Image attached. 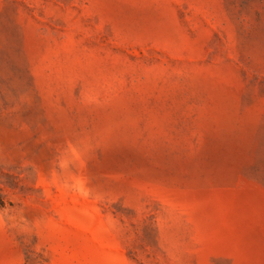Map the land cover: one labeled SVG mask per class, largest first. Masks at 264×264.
Here are the masks:
<instances>
[{
    "label": "rangeland",
    "instance_id": "rangeland-1",
    "mask_svg": "<svg viewBox=\"0 0 264 264\" xmlns=\"http://www.w3.org/2000/svg\"><path fill=\"white\" fill-rule=\"evenodd\" d=\"M0 264H264V0H0Z\"/></svg>",
    "mask_w": 264,
    "mask_h": 264
}]
</instances>
